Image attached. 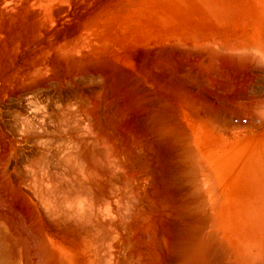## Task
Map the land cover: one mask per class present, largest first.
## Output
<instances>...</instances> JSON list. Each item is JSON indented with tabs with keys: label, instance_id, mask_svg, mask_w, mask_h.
<instances>
[{
	"label": "bare ground",
	"instance_id": "bare-ground-1",
	"mask_svg": "<svg viewBox=\"0 0 264 264\" xmlns=\"http://www.w3.org/2000/svg\"><path fill=\"white\" fill-rule=\"evenodd\" d=\"M200 4L182 22L149 0H0V198L60 241L38 236L44 264H264L225 169L264 120L246 95L264 39L220 35Z\"/></svg>",
	"mask_w": 264,
	"mask_h": 264
},
{
	"label": "rangeland",
	"instance_id": "rangeland-1",
	"mask_svg": "<svg viewBox=\"0 0 264 264\" xmlns=\"http://www.w3.org/2000/svg\"><path fill=\"white\" fill-rule=\"evenodd\" d=\"M149 1H152L153 5H154L152 7H155L157 9V19L158 20L161 19L160 17L162 15H165L167 13L168 16L167 15H166V17L163 16L164 17L163 20H167L170 18V21H172L173 19H178V18L181 19V21H182L184 19V15H189V14H186L185 12L182 13V11L180 9V6H182L181 5L182 3H187L188 5H191V6L197 5L196 7H200L199 4L201 3L200 5H201L202 9H206V10L210 11L209 15H207L209 19L205 20V21H208V24H209V22H211L210 28H213V29L215 28L218 31H220V33L223 31L222 34L219 33L220 35H223L225 32L226 37H231V36H241L239 38L246 37V39L249 40L250 43L253 42L252 45L255 49L251 48V50L252 51L255 50V53H257L256 48L257 49L260 48L258 46L259 43H257L258 40L256 38L260 39V37H262V40L264 39V0H178V1L175 0L176 2L174 0H170V1L169 0L168 1L167 0H149ZM172 1L174 2V5H173ZM169 2H171V3L169 4ZM204 4H205V6H204ZM166 5L169 6L167 8V11H166V7H167ZM174 8H175V12L173 11ZM176 8L179 9L180 11L177 10ZM169 10H172L171 13H169ZM214 12H217V14L220 12V14L215 15ZM217 16H219V17H217ZM167 17H169V18H167ZM217 30L214 32H217ZM234 40L237 41L239 39H234ZM258 42L263 44L262 46L264 47L263 42H261V41H258ZM256 44H258V45H256ZM263 50H264V48H262L261 51H263ZM260 52H258L257 54L261 55ZM263 54H262V59H261V57L258 56L259 57L258 59H261L260 64H262V62L264 61L263 60ZM254 55H256V54H254ZM256 61H257V58H256ZM258 63L256 62V64H255L256 70L259 69L260 67H262L263 72H262V70L257 72V74H255V75H258L259 73L260 74L258 76L254 75V78H253L254 82L252 81V83H250L249 86L246 87V92H247L246 95L248 94V96L250 97L251 100L250 99L245 100L246 104L249 103V100H250V103L252 101V105L254 104L253 106L256 108H254L252 105H250V106L252 109L254 108V110L257 111V113L259 111L261 112V110H264V107H263L264 105L260 104L261 96L263 97V94H264V66H262V65H264V63L262 65H260V64L258 65ZM257 67H259V68H257ZM255 77L257 80L255 79ZM256 95H257V97H256ZM258 100L260 102H258ZM243 104L244 103L240 101L238 106L242 107ZM257 107L261 110L257 109ZM237 108H238L237 112L238 111L240 112L241 110L245 109V106L243 108H239V107H237ZM245 113L243 111H241L239 113V115H240L239 118L241 117L240 120L243 121V120L248 119V118H246V116H248V115H246ZM263 113H264V111H263ZM263 113H260V114L258 113V114L261 116ZM259 115H257V116H259ZM256 121H258V118ZM256 121H253V123H251V124L247 123V122H249V120L246 121L247 124L246 123L244 124L245 121H243L242 124H244L246 126L248 124L250 125V126L248 125L247 128H244L243 129L244 131H242V133L244 135H246L245 136L246 139H243L244 137H242V133L239 134L240 136L238 135L239 136V138H237L238 142L235 146L236 151L231 155V157H230V155H228L229 157L227 156L225 158V163H226L225 169H226V174H228L227 175L228 178L231 179L230 181H232V183H231L232 191L231 192L234 194L235 200H237V201H235V203H236L235 207L237 208L238 214H240V217L243 215L244 212L247 213V215H248L247 220L249 221L250 227H252V231H251L252 232L251 233L252 234V242L257 246L258 244L264 243V120L258 121V123ZM253 124L254 125L256 124L257 126L256 125L254 126ZM251 126H253V127H251ZM248 127H250V128H248ZM3 130H1L2 133H3ZM10 131H11V129L4 130L5 133L3 134V136H4L3 139H6V142L4 140H2V138H0L5 143V144H3V142L2 143L0 142L1 147L3 145H6V144L8 146H10V142L12 144V141H11L12 132H10ZM6 133H9V134H6ZM241 137H242V139H241ZM4 148H5V146H4ZM3 149L0 148V151ZM11 159L9 158L7 160V163H5L6 161L3 162L4 166H6V164H8L6 167L8 168V166H9L10 169L13 166V164H12L13 159H12V161H11ZM9 163H11L12 165H9ZM5 168L3 170H5ZM9 168H8V170H9ZM10 175H12V174H10ZM232 175H233V177H232ZM13 178H14V176L13 177L10 176V180ZM0 191L2 192L1 186H0ZM0 195H1V193H0ZM2 195L4 197H6V195L4 193ZM2 198H0V199H2ZM5 199H7V198H5ZM3 201L9 202V203H7V202L4 203V202L0 201V206L2 207V209L1 208L0 209H1V211H3V212L0 211V215H3L4 213L7 215V212H8V215L5 216L6 220H9V219L14 220L15 218L19 217V215L21 214L22 216H25V219H23L24 217L23 218L19 217V218H21V220L19 218H17V219H15V222H16V220L17 221L20 220V221H18V222H20L19 223L20 226L25 224V227H26L27 224H28V226H30L32 224V222L35 221V219H36L35 222H37V220L39 222L38 223L34 222V224H36V225L38 224L41 228L39 226L37 227L36 225L32 224L30 227L31 228L33 227V228L32 229L30 228L31 229L30 232L35 233L34 231H37V233H40V232L44 233V231H45L44 224L41 223L42 221L37 216H34L32 211L31 212L29 211V210H32L31 208L28 209L29 205L23 204V202H21V201L19 202L20 204L18 202H17V204H15L16 202H14L13 200H10L11 203L14 204V206H13V204L10 203L9 199L3 200ZM1 202H2L3 206L5 204L6 205L3 207L1 205ZM21 203H22V206H21ZM10 204H11V206H10ZM7 205H9L11 208L9 207L10 209H8V207H6ZM25 205H27L28 207L26 208V210H23V207L24 208L26 207ZM15 206L17 208L19 206H20V208L22 207L21 209L20 208L19 209L23 213H25L26 215H29L27 213H31L30 215L32 217L34 216V219L32 218V220H31L30 215L26 216L21 211H20L21 213L18 212L19 209L17 211L16 210L12 211L14 209V208L12 209V207H15ZM5 207L7 209H5ZM8 210L9 211L11 210L12 214L15 212L18 213V214L15 213L18 216L13 215L12 217H15V218H12L11 216H9L12 214ZM24 211H26V212H24ZM1 217L2 218L0 219V221L2 222L5 219V217L4 216H1ZM9 217H11V218H9ZM11 222H14V221H11ZM18 222H16L17 225L15 224L16 227L14 225L12 226L13 228H15L14 231H16L17 230L16 228H18V227L20 228V230L22 232L27 230V228L25 229V227L18 226L19 225ZM21 223H23V224H21ZM34 226H36V227H34ZM23 228H24V230H23ZM33 229H34V231H33ZM21 231H17V232H21ZM27 231H26V233H27ZM28 233H29V231H28ZM27 243L32 244V243H36V242H32V243L27 242ZM50 243L53 245V248H55V250H57V252H58L59 247H61L60 241L55 240V241H50ZM34 249H36V248H34ZM34 249H30L31 251L27 250L26 253L27 252L28 253L33 252L32 250H34ZM43 249L46 251L45 248H43ZM39 250H41V249H38L37 250L38 252L36 251L37 253L34 252L33 256L37 257V259H38L39 256H41V255L44 256V254H45L44 259L41 256L42 262L44 260V262L46 263L49 260V258H51V257L54 258L56 256L55 255L56 253L53 251L52 252L48 251L45 253V251L42 250V253H44V254H42V253H40L41 251H39ZM53 253H55V254H53ZM31 254H33V253H31ZM35 254L36 255L38 254L39 256L38 255L36 256ZM46 255H47V258H46ZM31 257H32V255H30V254L27 256V258L29 260L31 259L30 261H32V258H34V257L31 258ZM45 258H46V261H45ZM39 259H38L39 263H36L37 262L36 259H34L33 262L36 261L35 262L36 264H44V262L42 263L41 259L40 260ZM35 263H32V264H35Z\"/></svg>",
	"mask_w": 264,
	"mask_h": 264
},
{
	"label": "crops",
	"instance_id": "crops-1",
	"mask_svg": "<svg viewBox=\"0 0 264 264\" xmlns=\"http://www.w3.org/2000/svg\"><path fill=\"white\" fill-rule=\"evenodd\" d=\"M11 221L10 220H7V221L6 220L5 221L3 220L2 222L0 221V226H6L7 227V225H8L7 228H5V227L2 228L4 231L0 229V231H1V233H0V248H1V252H2L0 254V264H16V262H17V264H18V262H19V264H29L30 260L28 259L29 261H26L27 260V256L24 255V257H23L24 252H22V251L25 250L24 249L25 246H26V251H27L30 248H32L33 245H35L36 243H33L31 245V244H28L27 242H30V241L37 242V241H40V244L38 243V245L36 244L34 247H37L38 246V248L40 247L39 249H41L42 246H39V245H41V242L43 243V240L44 239L40 238V239H42V241H41V240L38 239L39 237H44L45 240H46V241L44 240L45 242H50V241L57 240L56 236H54L52 234H47L45 232L42 233V234H41V232L40 233H36L38 235H36L35 233H27L26 234V232H23L24 237H25V235H26V237L24 239L22 237L19 238L20 235L23 236L22 235V232H21L20 235L17 234L18 232H16V234L19 235V236H16L15 235V231L13 232L14 229L12 230V226H13V224L15 225V223L12 222L13 223L12 226L11 225H10L11 227L9 226V224H10ZM41 223L44 224V222H41ZM27 235H29V236H27ZM41 235H43V236H41ZM23 240H24L25 243H27L26 245H25L24 242H21ZM26 240H28V241L26 242ZM23 245H25V246H23ZM45 246L46 245H43V247H45ZM45 249H46V247H45ZM24 258H26V260ZM16 259L19 260V261H16Z\"/></svg>",
	"mask_w": 264,
	"mask_h": 264
}]
</instances>
